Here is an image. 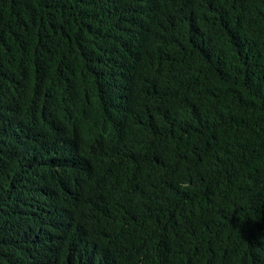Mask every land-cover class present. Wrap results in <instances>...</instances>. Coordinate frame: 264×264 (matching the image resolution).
I'll return each mask as SVG.
<instances>
[{
	"label": "trees",
	"instance_id": "obj_1",
	"mask_svg": "<svg viewBox=\"0 0 264 264\" xmlns=\"http://www.w3.org/2000/svg\"><path fill=\"white\" fill-rule=\"evenodd\" d=\"M0 264H264V0H0Z\"/></svg>",
	"mask_w": 264,
	"mask_h": 264
}]
</instances>
